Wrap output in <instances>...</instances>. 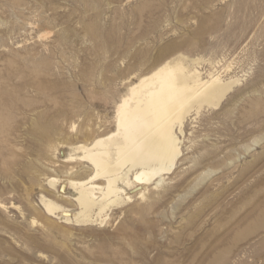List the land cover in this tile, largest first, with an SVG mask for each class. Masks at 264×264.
<instances>
[{
  "label": "rangeland",
  "instance_id": "374dc122",
  "mask_svg": "<svg viewBox=\"0 0 264 264\" xmlns=\"http://www.w3.org/2000/svg\"><path fill=\"white\" fill-rule=\"evenodd\" d=\"M178 55L239 82L187 117L159 186L76 221L74 146ZM0 264H264V0H0Z\"/></svg>",
  "mask_w": 264,
  "mask_h": 264
},
{
  "label": "bare ground",
  "instance_id": "6f19581e",
  "mask_svg": "<svg viewBox=\"0 0 264 264\" xmlns=\"http://www.w3.org/2000/svg\"><path fill=\"white\" fill-rule=\"evenodd\" d=\"M199 60L186 61L181 55L161 60L130 84L116 104L114 131L74 146L93 168L84 179L68 180L77 193L71 199L79 208L76 221L103 223L112 207L132 198L130 190L145 196L151 184L159 186L182 154L180 135L187 117L204 105L218 106L239 82L217 64L208 73L200 70ZM58 150L59 146L55 152ZM74 158L69 155L63 160ZM47 179L57 188V179ZM42 201L49 214L63 216L68 210L45 196ZM63 217L71 221L70 216Z\"/></svg>",
  "mask_w": 264,
  "mask_h": 264
}]
</instances>
